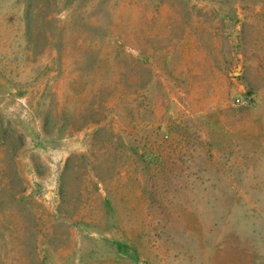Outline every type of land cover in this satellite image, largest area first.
Returning a JSON list of instances; mask_svg holds the SVG:
<instances>
[{
    "label": "rangeland",
    "instance_id": "rangeland-1",
    "mask_svg": "<svg viewBox=\"0 0 264 264\" xmlns=\"http://www.w3.org/2000/svg\"><path fill=\"white\" fill-rule=\"evenodd\" d=\"M0 264H264V0H0Z\"/></svg>",
    "mask_w": 264,
    "mask_h": 264
},
{
    "label": "trees",
    "instance_id": "trees-1",
    "mask_svg": "<svg viewBox=\"0 0 264 264\" xmlns=\"http://www.w3.org/2000/svg\"><path fill=\"white\" fill-rule=\"evenodd\" d=\"M23 141H24V139H23V136L22 135H20L19 137H18V142L20 143V144H22L23 143ZM19 146L20 145H14V144H9V145H7V147H6V150H5V154H6V156L10 159L9 161L10 162H13L12 160L14 159V157L17 155V150L19 149Z\"/></svg>",
    "mask_w": 264,
    "mask_h": 264
}]
</instances>
